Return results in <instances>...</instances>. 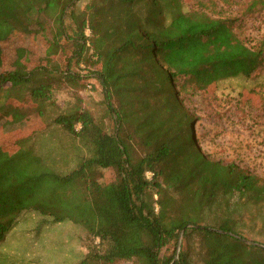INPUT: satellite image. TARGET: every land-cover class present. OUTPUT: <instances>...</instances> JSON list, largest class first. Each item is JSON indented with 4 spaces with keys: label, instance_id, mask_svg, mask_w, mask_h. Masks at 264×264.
<instances>
[{
    "label": "trees",
    "instance_id": "16d2710c",
    "mask_svg": "<svg viewBox=\"0 0 264 264\" xmlns=\"http://www.w3.org/2000/svg\"><path fill=\"white\" fill-rule=\"evenodd\" d=\"M200 1L0 0V141L11 138L0 148V260L32 212L34 237L79 228L76 264H264V179L204 155L186 106L211 84L255 80L247 92L264 112V40L235 32L264 0H245L240 18L220 8L228 0ZM91 79L101 99L87 109ZM48 131L71 137L70 169L57 146L40 150Z\"/></svg>",
    "mask_w": 264,
    "mask_h": 264
},
{
    "label": "rangeland",
    "instance_id": "374dc122",
    "mask_svg": "<svg viewBox=\"0 0 264 264\" xmlns=\"http://www.w3.org/2000/svg\"><path fill=\"white\" fill-rule=\"evenodd\" d=\"M185 1L187 6L204 7L200 0ZM244 1L228 0V6H223L222 2H219V5L227 15L240 18L239 10ZM42 22L44 24L43 20ZM237 24L239 27L235 29V32L248 46L258 40H264V11L247 15ZM44 28H46L47 36H52V31L46 25ZM61 44L63 51L55 54L60 69L64 67L66 56L70 52L69 43L61 41ZM37 59L38 57L34 61ZM258 76V81L263 82L264 67ZM90 82L95 84L92 92L88 90L90 86L80 91L84 101L83 106L87 109H92L95 102L101 99V92L96 82L93 79ZM256 83L255 80L234 79L220 84L214 92H212L211 84L205 89L207 92L199 91L190 95L186 106L194 117L193 133L204 155L223 163H233L264 179V112L259 108L262 105L260 98L247 92ZM242 92H244L242 100L250 99L254 106L240 101L239 93ZM66 98L65 94H59L57 104L61 105ZM76 128L79 127L76 126ZM185 135H187L186 131ZM44 138H54V142L53 144L46 142L42 148L39 147L40 150L57 146L59 150L66 152L64 158L67 163L61 165L62 169H70L73 166L71 159L73 151L70 147L72 142L69 140L71 137L48 131L44 134ZM10 142L11 138L0 141V148L3 146L4 150L8 151ZM60 159H58L59 162L63 163ZM104 178L109 181L113 178V174L106 172ZM37 216L35 213L28 212L18 219L16 234L9 236V242L2 245L5 249L0 263L15 264L14 257L18 264H76L82 250H85L84 245L80 243L79 228L71 224H53L41 228L38 236L34 237V232L31 233V231H34ZM118 264H136V262Z\"/></svg>",
    "mask_w": 264,
    "mask_h": 264
},
{
    "label": "built area",
    "instance_id": "2783aa9c",
    "mask_svg": "<svg viewBox=\"0 0 264 264\" xmlns=\"http://www.w3.org/2000/svg\"><path fill=\"white\" fill-rule=\"evenodd\" d=\"M89 30L87 29L86 30V32H85V34L87 35V36H89ZM151 177H152V174L151 173H146V178L148 179V180H150L151 179Z\"/></svg>",
    "mask_w": 264,
    "mask_h": 264
},
{
    "label": "crops",
    "instance_id": "0c3cea01",
    "mask_svg": "<svg viewBox=\"0 0 264 264\" xmlns=\"http://www.w3.org/2000/svg\"><path fill=\"white\" fill-rule=\"evenodd\" d=\"M82 253L84 254V250L82 251Z\"/></svg>",
    "mask_w": 264,
    "mask_h": 264
}]
</instances>
